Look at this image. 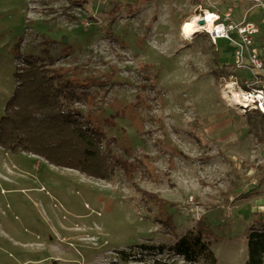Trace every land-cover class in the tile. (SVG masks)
Masks as SVG:
<instances>
[{
	"label": "rangeland",
	"instance_id": "374dc122",
	"mask_svg": "<svg viewBox=\"0 0 264 264\" xmlns=\"http://www.w3.org/2000/svg\"><path fill=\"white\" fill-rule=\"evenodd\" d=\"M207 11L256 24L264 53V0H0V121L34 57L85 84L78 110L119 164L100 180L0 147V264H206L171 250L199 221L216 264L247 263L264 136L223 99L233 45L182 36Z\"/></svg>",
	"mask_w": 264,
	"mask_h": 264
},
{
	"label": "trees",
	"instance_id": "16d2710c",
	"mask_svg": "<svg viewBox=\"0 0 264 264\" xmlns=\"http://www.w3.org/2000/svg\"><path fill=\"white\" fill-rule=\"evenodd\" d=\"M16 80L18 87L7 102L0 121V147L14 154L38 156L57 168L110 180L114 168L119 165L113 159V150L109 144L104 146L106 138L102 130L78 110V105L90 96L85 93V84L79 85L78 79L73 81L63 71L34 57L25 59L16 73ZM255 114L263 138L264 115ZM251 125L255 128V120ZM259 188L237 198L246 199L257 194ZM261 217L258 213L257 218ZM214 235L208 224L199 221L174 243L171 250L189 263L216 264L217 257L210 245ZM246 264H264V229L249 233Z\"/></svg>",
	"mask_w": 264,
	"mask_h": 264
},
{
	"label": "built area",
	"instance_id": "2783aa9c",
	"mask_svg": "<svg viewBox=\"0 0 264 264\" xmlns=\"http://www.w3.org/2000/svg\"><path fill=\"white\" fill-rule=\"evenodd\" d=\"M205 14L200 16L204 21ZM213 15L214 28H205L202 33L207 34L214 43L223 39L234 47L233 68L220 74L221 84L225 89L224 101L241 112L264 115V58L256 45L259 28L254 23L234 24L228 19L221 20L218 13ZM231 91L246 96L243 100L248 107H241L230 100L228 93Z\"/></svg>",
	"mask_w": 264,
	"mask_h": 264
},
{
	"label": "bare ground",
	"instance_id": "6f19581e",
	"mask_svg": "<svg viewBox=\"0 0 264 264\" xmlns=\"http://www.w3.org/2000/svg\"><path fill=\"white\" fill-rule=\"evenodd\" d=\"M205 15L206 19L203 23L200 22V16H193L191 19L185 21L181 27L182 36L188 40H191L196 35L202 33L203 29L205 28L212 30L214 28L213 12L207 11ZM228 97L236 105H239L241 107H248V104H246V102L243 100V98H245L246 96L231 91L230 93H228Z\"/></svg>",
	"mask_w": 264,
	"mask_h": 264
},
{
	"label": "crops",
	"instance_id": "0c3cea01",
	"mask_svg": "<svg viewBox=\"0 0 264 264\" xmlns=\"http://www.w3.org/2000/svg\"><path fill=\"white\" fill-rule=\"evenodd\" d=\"M258 40H259V35H257V47H258ZM259 50H260L262 56H264V53L262 52V50L261 49H259ZM258 192H259V190H258Z\"/></svg>",
	"mask_w": 264,
	"mask_h": 264
},
{
	"label": "water",
	"instance_id": "95a60500",
	"mask_svg": "<svg viewBox=\"0 0 264 264\" xmlns=\"http://www.w3.org/2000/svg\"><path fill=\"white\" fill-rule=\"evenodd\" d=\"M200 22H201V23H203V22H204V20H202V19H201V20H200Z\"/></svg>",
	"mask_w": 264,
	"mask_h": 264
}]
</instances>
